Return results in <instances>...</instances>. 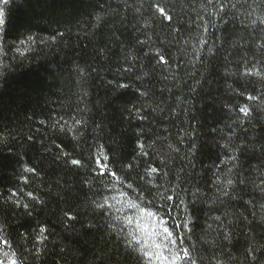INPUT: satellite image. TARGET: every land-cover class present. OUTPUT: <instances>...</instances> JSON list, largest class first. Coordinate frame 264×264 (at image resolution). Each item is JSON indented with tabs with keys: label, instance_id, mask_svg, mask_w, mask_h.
I'll return each mask as SVG.
<instances>
[{
	"label": "trees",
	"instance_id": "16d2710c",
	"mask_svg": "<svg viewBox=\"0 0 264 264\" xmlns=\"http://www.w3.org/2000/svg\"><path fill=\"white\" fill-rule=\"evenodd\" d=\"M0 11L3 264H148L136 249L165 242L164 226L196 264H264V0H8ZM128 202L175 206L158 224ZM183 222L191 232L173 227Z\"/></svg>",
	"mask_w": 264,
	"mask_h": 264
},
{
	"label": "snow or ice",
	"instance_id": "6c2138e0",
	"mask_svg": "<svg viewBox=\"0 0 264 264\" xmlns=\"http://www.w3.org/2000/svg\"><path fill=\"white\" fill-rule=\"evenodd\" d=\"M7 3H8V0H0V4H7ZM156 7H157L158 11L161 13V15H165V9L164 8H160L159 5H157ZM165 18L167 20H169V21L172 20V16H170V15H166ZM97 19H99V17H97ZM4 24H5L4 13H3V11H0V28H2L4 26ZM60 35L63 36V33H60ZM27 39L29 41H32L33 43L35 42V38L33 36H31V35H29ZM53 39H55V37H53ZM25 42L26 41L21 40V43H25ZM41 42H43V41H41ZM15 51L19 53V52H21V49L20 48H15ZM21 54H23V53H21ZM160 61L162 63H165V64L167 63V60L163 56L160 57ZM119 87L120 88H127L128 85L121 84V85H119ZM249 99L256 100L257 97L249 96ZM239 111L244 113L245 115L249 114V109H248L247 106L240 107ZM140 119H144V117H140ZM42 123H43V121H42ZM76 124H82V121L76 120ZM28 140H32V137L29 136ZM140 147L143 148L144 145L141 144ZM65 155H67V153H65ZM144 155H147V153H144ZM104 159H110V157L109 156H104ZM230 159L231 160H236L237 157L236 156H232V157H230ZM94 163L99 166L100 170L98 172V175L104 176V175L107 174L108 168H107L106 165L103 164L101 159L94 158ZM71 164L75 165V166H80L81 165V161L78 160V159H72L71 160ZM127 167L128 168H132V164H128ZM24 170L26 172H32V173L36 172V169L32 168V167L25 168ZM93 171H97V170L93 169ZM147 171H148V174L151 175L153 173L158 172L159 169L156 168V167H151V168L147 169ZM111 175L113 177H116L117 174L115 172H112ZM24 179H25V183H27V178L25 177ZM228 183L231 184L232 181L229 180ZM241 183H243V182L241 181ZM129 188H131V185H129ZM27 195L29 197H31L33 201H36V202L41 203V204L43 203L42 201H38L37 200V198L34 196L33 192H28ZM121 195L125 196V195H127V193H123L122 192ZM9 199H11V197H9ZM137 199H139V198H137ZM162 199L165 200L168 203H171V202H174L176 200V197L174 195H169L167 197H163ZM106 203H107V201H106ZM147 203H148L149 207H155L151 201H148ZM16 204H17V206H19L20 205V201L17 200ZM180 204L183 205L184 202L180 201ZM174 206L175 205L170 207V206H165V204H161L159 207H156V211H149L148 207H141L137 203L128 202L126 204L127 208L136 210L141 217H148V218L154 220L158 224L159 223H164V219L161 218L158 215V213L160 211H163L165 213V216L168 219H171V215L170 214H171ZM23 207L25 209H28L29 205L27 203H25L23 205ZM97 207L103 209L104 205H97ZM29 214H31V213H29ZM65 215H66V217L69 220H72V221L76 220L75 216H71L68 213H66ZM125 219L127 220V223L129 225L134 223V218L132 216H127V217H125ZM217 219H219V218H217ZM88 227L91 228L92 225L89 224ZM173 227H175V228L184 227V228H187L189 232L192 231V229L189 227V223L188 222L177 223V224L173 225ZM0 228H2V226H0ZM138 228H139V231H142V232H146L147 231V229L145 227H143V226H139L138 225ZM46 231H47V226L42 224L40 226L41 235L38 237V239L43 240L45 238L43 236V233H45ZM152 235H156V233L153 232ZM160 235L163 237V241H165V242L154 243L153 244L154 251H145L144 248H137L136 249L138 254L142 253V257H141L142 260L146 259L148 261V264H152L153 260L158 261L159 264H196V261L193 258V255L190 252L188 247H184L180 252L175 251L174 247H170V245L178 247L177 240L183 239V237L178 232H174L173 231L172 227L164 226L163 229H162V233H160ZM173 237H176V238L173 239ZM134 242L137 245L141 243L140 237L138 235L132 234V239L127 242L130 248L132 247ZM7 243H8V241L6 239L0 238V244L7 245ZM29 251H31V250H29ZM39 252H40V250L37 249V253L38 254H39ZM249 252L251 253V249H249ZM5 255H7V254H5ZM251 258H252L253 261H255L257 259V256L252 255ZM0 264H3V261H0ZM9 264H22V261H20L16 257H13V258H10Z\"/></svg>",
	"mask_w": 264,
	"mask_h": 264
}]
</instances>
